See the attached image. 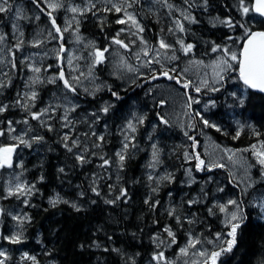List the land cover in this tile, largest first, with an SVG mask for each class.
Masks as SVG:
<instances>
[{"label":"trees","instance_id":"1","mask_svg":"<svg viewBox=\"0 0 264 264\" xmlns=\"http://www.w3.org/2000/svg\"><path fill=\"white\" fill-rule=\"evenodd\" d=\"M9 2L11 11L0 13V36L10 40L15 56L10 67L0 66V84L6 85L0 87V106H9L0 113V129L6 128L9 121L17 122L27 128L28 138L43 136L44 139L32 143L31 147L21 144L23 147L19 150L24 149L20 170L34 188L27 195V204L22 197L16 200L26 219L20 242L12 243L8 264H14V260L21 264H148L155 253L165 252L168 248L170 238L164 232L165 227H170L176 234L172 253L192 236L206 240L220 233L224 241L230 239L227 236L230 229L224 226L222 220L224 212L220 211V206L226 208L230 200L241 204L246 218L237 229L236 245L231 252L221 255L217 264H264V211L253 203L254 196H264V176L261 175L264 168L254 164L252 176L255 185L245 190L225 165H214L209 169L202 149L204 135H210L222 146L237 149L256 142L264 143V94L244 89L238 80V63L232 62L235 68L224 76L218 91L193 92L200 101L212 99L216 105L205 112H202L203 108L194 110V127L186 132L166 117L164 97H155L151 89L164 82L171 83L184 94H191V84L179 73L159 67L154 69V75H143L128 83L123 82L119 74H114L108 57L102 62H97V59L90 62L83 60L84 69H92L95 77L104 84L95 96L70 83L75 89L71 91L64 87L61 80H57L56 84H50L47 79L32 84L37 97L34 101L28 100L27 104L30 112H39L51 106L53 110L41 118L51 125L52 131H49L16 103L25 94L28 74L25 65L21 64L19 50L29 49L30 46L26 48L29 40L23 34L14 33L11 26V15H16L17 6L22 8L20 12L23 14L20 25L27 32L35 23L51 26L49 11L38 0ZM248 2L250 0H246ZM72 3L85 5L86 10L70 32L75 30L80 36H86L100 50L107 49L105 53H108L116 45L114 40H121L124 33L121 24L117 23L119 14L114 9L105 10L111 8L106 0H61L63 8H69ZM168 3L174 8L169 9L165 5L161 15L156 16L147 0H138L136 13L144 36L152 46L158 45L163 37L175 48L179 57L174 65L197 58L215 59L221 53L212 51L213 43L229 44L239 56L244 29L238 26L234 30L229 29L217 22V17L221 20L230 17L233 22L245 23L252 31H264V19L254 12L243 16L239 0H207L206 6L203 0H188V3L185 0H168ZM93 4L95 7H92ZM182 12L194 17L196 22L185 20ZM63 13L64 10L58 14V21L63 19ZM177 20L183 24V32L179 30ZM228 36L233 37L235 42L228 40ZM178 40L185 45L192 44L193 48L185 54ZM56 42L62 43L59 40ZM51 63L56 65L51 73H60L59 61ZM186 83L188 87H184ZM113 92L117 95L114 96ZM63 96L77 102L73 112L76 118L69 128L62 126L61 106H52ZM22 103L26 100L22 99ZM107 105L111 107L105 114L101 109ZM93 113L96 115L92 118ZM87 116L92 119L86 120ZM138 118H143L142 124L137 122ZM203 120H208L215 127L206 126ZM129 121L136 131H129L127 135L128 129L125 128ZM66 133L71 138L69 144L72 139L80 141V146L72 152L63 145L62 137ZM100 135L105 137L103 142L97 140ZM125 135L135 137L132 141L135 147H129L121 168L115 154L122 149ZM96 143H100L101 147H94ZM154 151L158 162L153 160ZM76 154H83L88 162L81 164ZM101 156L110 160V166L100 167L103 164ZM196 156L204 161L203 170L197 169ZM188 168L192 169L190 176ZM169 175L171 180L163 179ZM92 187H96L100 195L93 192ZM153 188L157 191L153 192ZM121 189L127 192V196H121ZM118 196L120 198L116 199ZM56 198L61 202L53 206L50 201ZM146 199L149 203H145ZM113 200L115 203L107 202ZM16 201L14 198L0 200L6 206ZM155 201L159 204L153 208L151 205ZM189 201L199 202L190 204ZM72 204H76L79 210ZM172 209L180 216L181 224L168 214ZM209 209H212L211 213Z\"/></svg>","mask_w":264,"mask_h":264},{"label":"rangeland","instance_id":"2","mask_svg":"<svg viewBox=\"0 0 264 264\" xmlns=\"http://www.w3.org/2000/svg\"><path fill=\"white\" fill-rule=\"evenodd\" d=\"M43 1L45 2V0ZM148 1L150 3L151 10L156 13V16L161 15L165 5L163 3V0ZM49 2L58 3L61 5L60 0H49ZM106 2L111 6L112 4H116L117 6L125 7L126 12L134 17L135 21L139 25V28L137 27V24H134L131 20L127 19V15L124 11L116 12L117 14H119V20L124 19L126 21V23H120L122 26V31L124 32L121 40L124 42V44L128 45V47L124 48L118 44L114 45L113 48L108 51V53L104 52L102 61L105 60V57H108V61L113 68L114 74H119V76H121V80L128 83H133L143 75H154L156 73L155 70H158L159 67L170 68L172 69L173 73H179L182 78H184L191 84V94H184V91L175 86H172L171 83L169 84L164 82L152 86L151 89L155 97H164V113L166 117H168L169 120L180 125L181 128H183L186 132L191 131L194 127L195 116L193 115V111H199L203 108L202 112H205L208 109H211L216 104V102H211L210 99H206L204 102L200 101L199 98L195 97L193 92H197V87H199L200 90H211L212 88H218L222 84V81L217 82L219 80V77L217 76V70L214 67L216 62L222 57H218L211 61L197 58L185 61L181 65H174L173 63H175L176 59L179 57V55L176 56L175 48L173 46L170 49H162L160 48V46L156 48L151 47L152 44L150 42V46L149 41L144 36V31L139 30L140 28H142V26L135 13L137 0H110V2L109 0H106ZM45 4L48 6V3L45 2ZM128 4H131L132 6L127 7ZM72 7H76L78 11L74 14L72 11H68L69 15H65L62 19V23L65 27L64 38H66L67 42V52L64 56V62L68 72V74H66L67 79L73 86L81 87L85 92H88L89 94L95 96L99 90L103 89L104 84H101V81L95 77L92 69H89L88 71L84 69L85 66L81 63V60H88V62H90L94 59H97L99 61L101 58L96 55V52L100 49L98 48V45H95L94 42L89 38H86V36H80L75 30L73 32H69L71 26L77 22V19H79V15L81 14V12L83 13L84 9L86 8V6L84 5H72L70 6V9ZM17 8L19 10L22 9L21 7ZM61 9L62 6L57 8L55 11L59 13ZM50 10L52 11V9ZM11 16L13 17L11 26H13L14 33H22L26 37V39L29 40L27 42L28 45H25L26 48L29 46L32 47L31 50H24L21 48L19 50L23 56V62L26 63L29 71V74L26 77L24 92L30 95L31 91H35L33 89V86H30V84H34L44 79L43 74H46L55 66V64L51 65V63L50 65H47L46 62L47 60H58L61 45L58 44L56 40L60 41L62 40V38H60L59 33L54 30L55 28H49L45 23H41L40 26L39 24L37 25L35 23L33 28L29 32H27V29L22 28V26L20 25L21 17L23 16V14L20 12V16L17 17V15L13 13V15ZM67 31L69 35L66 34ZM135 35L138 37V41L136 42L134 39ZM161 39H163L164 42L169 45L168 41H166L163 37ZM142 40L146 43L142 42ZM35 46L44 47L45 49L44 51L37 53L33 49ZM145 51H147L148 55H145ZM12 53L13 49L10 47V43H5L3 42V40H0L1 68H5L12 62ZM86 53L87 55H85ZM173 56H175L176 59H172ZM157 60L159 61L158 63L156 62ZM149 61L152 62L148 63ZM33 67H39L41 71L39 73H35L31 70ZM130 68L134 70L130 71ZM226 73H223V75H225ZM59 75L60 74L58 73L56 75V78L59 79ZM36 77H39L40 79L36 80ZM54 101L56 102V95ZM26 103H28V100H26ZM189 105L191 106L189 107ZM52 106L53 108H58L57 106H61L63 112L62 117L67 114L68 120L71 121V124H73L76 118V114L73 115V112L77 106V102L73 98H70L69 96L60 97L57 103L53 104ZM92 118H89L87 116L85 119L91 120ZM62 122L64 123L63 120ZM12 127L15 128V132L6 134L5 136H0V147L17 145L18 141L14 140L12 138L13 136L20 135L23 136L24 139H28V134L27 136L24 135V133L27 132L26 127L24 128L17 122L12 123ZM7 128L8 124L6 125V128H3V130L7 132ZM129 131L130 130L128 129L127 135ZM73 134L74 133H72V136ZM22 147L23 146L21 144H18V146L16 147V150L12 155L13 162L11 161V167L7 165L0 167V200L14 198L16 201L18 200V198L26 196L23 195L18 197L17 195H8V189H14L17 183L31 186L28 184L27 179L24 177L20 170L22 157L24 155V149L21 152L19 150L22 149ZM202 149L206 157V164L208 167L214 165H225L232 172L235 179L242 183L245 190H250L254 187L255 180L252 176V171H254V164L260 165L259 157L257 154L264 152L263 142H256L249 147L237 149L222 146L210 135H204ZM14 154L15 158L13 159ZM189 157L190 156L188 155V158ZM17 161L19 163V166L17 165ZM189 169L192 170L191 168H188V170ZM17 202L18 201H16V203L10 204V206H6L5 204L0 202V209H3V212H0V234L2 233L7 239L15 235H19V239L22 237V229L24 227V221L26 217L24 215V212L21 211V205ZM253 203L257 206L264 204V196H254ZM235 210L236 209L234 206L226 205V211L224 212L222 218L224 226L226 224L227 217L231 214L232 211ZM14 216H19L22 219H13ZM1 217L3 223H1ZM194 238H198L201 243L197 244L195 248L188 247L187 255H182L180 253V249L187 247L189 240ZM208 241H212V243H208ZM223 241L224 238L222 236L221 240L219 241H217L215 238L202 240V238L200 237L192 236L174 253L172 252L175 243L173 244L169 241V243L167 244V250L163 252L165 261L167 262V264H203V260L205 259V257H201L199 255V252L207 251L210 253L214 248L219 247L223 243ZM0 252L5 253V256L0 257V260H4V264H6V262H8L9 260L7 259L8 254L1 248ZM165 261H161L160 264H165ZM14 263L18 264L19 262L18 260H14ZM148 264H156V261L152 259Z\"/></svg>","mask_w":264,"mask_h":264},{"label":"snow or ice","instance_id":"3","mask_svg":"<svg viewBox=\"0 0 264 264\" xmlns=\"http://www.w3.org/2000/svg\"><path fill=\"white\" fill-rule=\"evenodd\" d=\"M34 2H36V0H34ZM45 2L48 3V7L50 9H52V11H55L57 8L62 6L58 3H51V2H49V0H45ZM109 2H110V0H109ZM203 2H204V5L206 6L207 0H203ZM163 3L169 9L174 8V5L169 4L168 0H163ZM185 3H188V0H185ZM131 6H132L131 4L127 5V7H131ZM191 6L192 5L190 4L189 7H191ZM92 7H95V5L93 4ZM11 9H12V5L9 2V0H0V13L10 12ZM113 9L116 12L124 11L127 15V19L131 20L134 24H137L134 17L131 14H128L126 12L125 7H121V6H117L116 4H112L111 8H107L105 10L111 11ZM239 10L241 11L243 16H247L250 12H254V13L258 14L260 17L264 18V0H250V2H248V3H246V0H239ZM52 11H49L47 14L51 19V23H52L53 27L55 28V31L57 33H60L61 29L59 26L56 25V20L52 16ZM70 11H72L73 13H76L78 11V9L76 7H72L70 9ZM81 14H83V13L81 12ZM181 14L183 15L185 20H190L191 22H196L194 17H191L190 15H184L183 12ZM16 15H17V17L20 16V10L19 9H17ZM216 21L222 25L227 26L229 29L234 30L237 26L244 29V38H243L244 42L242 44V51L240 52L239 56L237 55V53L235 51L232 50L231 45H229V44L217 45V44L213 43L212 51L213 52H220L221 57H222L220 60H218L216 62L215 66H214L215 69L217 70L216 74L219 77V80L217 82L222 81L224 79L223 73H226L232 69V67H233L232 62H237L239 65V78L243 81V83L246 86H248L249 88L259 89L261 92H264V31H252V29L250 27H248L245 23H241L239 21L233 22L232 18H230V17L223 19V20H221L217 17ZM117 23L123 24V23H126V21L124 19H121V20H118ZM176 23L179 27V30L181 32H183L184 31L183 24L180 23L178 20L176 21ZM137 27L139 28L138 24H137ZM65 30H67V29H65ZM139 30L143 31L142 28H140ZM170 31H171V29H170ZM3 39H4V37L0 36V40H3ZM227 39L232 40L233 43L235 42L233 40V37H231V36H228ZM114 42L116 44L124 47V48L128 47V45L124 44V42L122 40L115 39ZM142 42H144V41L142 40ZM144 43H146V42H144ZM177 43L180 44V46L183 49V51L185 52V54H187L193 48L192 44L185 45L182 40H178ZM159 46L162 49L172 48V46L166 44L163 39L160 40ZM17 47H19V45ZM106 51H107V49H104L103 51L97 50L96 55L101 58L97 62H102L103 54ZM145 55H148L147 51H145ZM172 59H176V57L173 56ZM151 62L152 61H149L148 63H151ZM156 62L158 63L159 61L157 60ZM13 67H15V64H13ZM31 70L35 73H39L41 71V69L39 67H33ZM129 70L131 71L134 69L130 68ZM164 75L167 76L168 73L165 72ZM152 78L154 79L155 77H152ZM169 78L171 79L172 77H169ZM39 79H40L39 77H36V80H39ZM59 79L64 82L65 88H68L71 91H75V89L69 83V81L64 78L63 72H61ZM33 82H35V81H33ZM48 82L54 83L55 80L49 79ZM5 86L6 85H4V84H0V87H5ZM184 87H188V84L186 83L184 85ZM211 90L212 91H218L219 89L218 88H212ZM196 91L199 92L200 88L197 87ZM112 94L114 96L117 95L115 92H113ZM233 95H235V93H233ZM36 97H37V92L31 91L30 95L28 93H25L22 99L34 101L36 99ZM22 99H18L16 101V103L19 104L21 107H23L26 111H29V114L31 115L32 119L40 121L41 124L46 126L49 131H52L51 125H47L41 119L42 117L47 115V113L50 110H53V109H51V106H49V108H45L39 112H30L29 105L27 103H22ZM193 102H196V101H193ZM240 102L243 103L242 100ZM32 106H34V105H32ZM190 106L191 105H189V107ZM8 107H9L8 105L0 106V113L5 112L8 109ZM110 107H111L110 105L104 106L101 109V111H103L106 114L109 111ZM73 110H74V108H73ZM92 115L95 116L96 114L93 113ZM197 115H199V113H197ZM97 119H99V118L97 117ZM62 120L64 121V123L62 125L63 127H69L70 126L71 121L68 120L67 114H65L62 117ZM27 122H28L27 120L24 121V123H26V124H27ZM137 122L142 124L143 118H138ZM163 122L167 123V121H163ZM12 123L13 122H11V121L8 122L7 132L3 129H0V136H5L6 134H11L12 132H15V128L12 127ZM203 123L206 126L215 127V125L210 124V122L208 120H203ZM127 129H129L133 133L136 131V128L131 121L128 122ZM217 130L219 131V129H217ZM91 134L96 135L95 132H92ZM24 135L27 136V132H25ZM238 135H239V133H237V136ZM12 138L14 140H17L18 144H23L27 147H31L32 143L40 142V141H43V139H44L43 136H32V137H29L28 139H24L23 136H20V135L13 136ZM70 139L71 138L67 133L64 134V136L62 137L64 147L67 149V151L72 152L74 148H78L80 146V141H79V139H72L71 144H69L68 141ZM104 139H105V137L103 135H100L97 137V140L100 142H103ZM134 139H135L134 136L125 135L124 142L122 145V149L120 151H117L115 154L116 157L118 158L119 166L121 168L123 167V162L126 159L127 150L129 149L130 146L135 147V144L132 143V141H134ZM18 144L0 147V167H3L5 165L11 167L12 155L15 152ZM94 147L99 148V147H101V144L96 143V144H94ZM155 148H156V146L153 145V149H155ZM84 151H87V149H85ZM257 155L259 157V164L261 165L262 168H264V152L258 153ZM100 158L103 160V164L100 165V167L110 166V164H111L110 160L104 159L103 156H101ZM195 158L198 161L197 169L203 170L205 167L204 161L200 160L199 156H196ZM76 159L81 164L88 162L83 154H76ZM153 160H154V162H158L156 151L153 152ZM217 166L222 167V165H217ZM209 169H210V166H209ZM60 171L63 172L64 169L61 168ZM188 174H189V176L191 175V170H189ZM261 175L264 176V172H262ZM41 179H43V178L41 177ZM149 179H151V177H149ZM163 179L171 180L172 177L169 175V176L163 177ZM94 183H95V181H94ZM32 188H34V185L26 186V185L17 183L15 185L14 189L13 188L8 189V195H17L18 197L21 195H30ZM220 190L222 191L223 189H220ZM92 191L95 192L97 195H100V193L96 187H92ZM155 191H157V189L153 188V192H155ZM81 195H83V193H81ZM204 195L207 196V193H205ZM121 196H127V192L124 189H121ZM119 198L120 197L118 196L116 199H119ZM58 202H61L59 200V198H56V199H53L50 201V203L53 206H55V204ZM62 202L68 203V201H62ZM107 202L108 203H115L114 200L113 201H107ZM197 202H199V201H189L190 204L191 203H197ZM24 203L27 204V200H25ZM145 203H149V200L146 199ZM158 204H159V201H155L151 206L154 208ZM228 204L234 206L236 209L235 211H232L231 214L227 217L226 224H225V226L230 229L227 233V236L230 237V239L224 241L223 246H220L218 248V250H213L210 253L207 251H200L199 255L201 257H205V259L203 260V264H217L221 255H223L224 253L231 252L233 247L236 245L237 229L240 227L241 222L246 217L243 214L240 203H238L235 200H230V201H228ZM72 207L77 208L76 204H72ZM260 207H261V210L264 211V204H261ZM77 210H79V208H77ZM220 211L225 212L226 208L224 206H220ZM0 212H3V209H0ZM209 212L211 213L212 209H209ZM168 214L170 216H173L176 219L177 224H181V218H180V216L175 214V209H172L171 211H169ZM13 219L21 220L22 218L19 216H14ZM188 223H192V221L188 220ZM164 232H166L167 236L170 238V243H173V244L176 243V234L172 231V229L170 227H165ZM8 239H10L13 243L20 242L19 235L9 237ZM155 239H158V237ZM215 239L217 241L221 240V234L216 233ZM162 242L163 241H161V243ZM199 243H201V241L198 238L190 239L188 246L185 248H181L180 253L182 255H187L188 247L195 248V246ZM208 243H212V241H208ZM157 247H159V245H157ZM2 256H5V253L0 252V257H2ZM31 259L34 260L35 258L32 257ZM152 259L154 261H156V264H160L161 261H165L164 253L162 251L155 253L153 255ZM0 264H4V260H0ZM165 264H167L166 261H165Z\"/></svg>","mask_w":264,"mask_h":264},{"label":"bare ground","instance_id":"4","mask_svg":"<svg viewBox=\"0 0 264 264\" xmlns=\"http://www.w3.org/2000/svg\"><path fill=\"white\" fill-rule=\"evenodd\" d=\"M72 5H77V4H73V3H72V4L69 5V8H68V7H65V8L62 7V9L59 11V14H61V11H63V10L65 11V13H63L62 18H63L65 15H69L68 11H70V6H72ZM84 6H85V5H84ZM61 20H62V19H61Z\"/></svg>","mask_w":264,"mask_h":264},{"label":"water","instance_id":"5","mask_svg":"<svg viewBox=\"0 0 264 264\" xmlns=\"http://www.w3.org/2000/svg\"><path fill=\"white\" fill-rule=\"evenodd\" d=\"M256 14V13H255ZM258 15V14H256ZM259 16V15H258ZM262 18V17H261ZM264 19V18H263ZM64 51V48H63ZM241 80V79H240ZM241 82L243 83V81L241 80ZM244 84V83H243ZM245 85V84H244ZM248 87V86H247ZM249 88V87H248ZM251 91L256 92V93H260V94H264V92H261L259 89H253V88H249Z\"/></svg>","mask_w":264,"mask_h":264}]
</instances>
